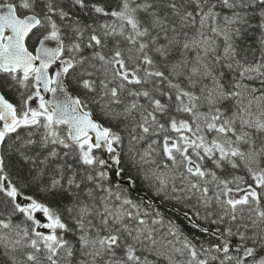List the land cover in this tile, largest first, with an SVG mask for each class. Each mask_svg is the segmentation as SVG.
<instances>
[{
    "label": "snow or ice",
    "instance_id": "snow-or-ice-1",
    "mask_svg": "<svg viewBox=\"0 0 264 264\" xmlns=\"http://www.w3.org/2000/svg\"><path fill=\"white\" fill-rule=\"evenodd\" d=\"M0 264H264V0H0Z\"/></svg>",
    "mask_w": 264,
    "mask_h": 264
},
{
    "label": "trees",
    "instance_id": "trees-1",
    "mask_svg": "<svg viewBox=\"0 0 264 264\" xmlns=\"http://www.w3.org/2000/svg\"><path fill=\"white\" fill-rule=\"evenodd\" d=\"M10 98L13 99V101L15 102V97H10ZM142 195L147 197V199H144L145 202H147L149 200H154L155 203L160 205L162 211H164L172 219H175L178 223L183 225L186 234H188L190 236L191 235H196L198 238H200L201 234L196 232V230L192 228L191 224H189L187 221L184 220V218H183V216L181 214V211H177L176 210V209L180 208V205H175V207H174V202L161 203L159 200L155 199L153 194L149 191L147 185H144L143 183H141L140 186L134 192V197L140 198V196H142ZM194 222H199V223L202 224V226H209L208 224H206L203 221H194ZM203 238L206 239V240L212 241V242H216V238L215 237L206 236V237H203Z\"/></svg>",
    "mask_w": 264,
    "mask_h": 264
},
{
    "label": "rangeland",
    "instance_id": "rangeland-1",
    "mask_svg": "<svg viewBox=\"0 0 264 264\" xmlns=\"http://www.w3.org/2000/svg\"><path fill=\"white\" fill-rule=\"evenodd\" d=\"M34 103H35V102H34ZM38 216H39V218L41 219L42 222H46V221L44 220L43 216H41V215H39V214H38Z\"/></svg>",
    "mask_w": 264,
    "mask_h": 264
},
{
    "label": "water",
    "instance_id": "water-1",
    "mask_svg": "<svg viewBox=\"0 0 264 264\" xmlns=\"http://www.w3.org/2000/svg\"><path fill=\"white\" fill-rule=\"evenodd\" d=\"M46 98H50V96H46Z\"/></svg>",
    "mask_w": 264,
    "mask_h": 264
}]
</instances>
